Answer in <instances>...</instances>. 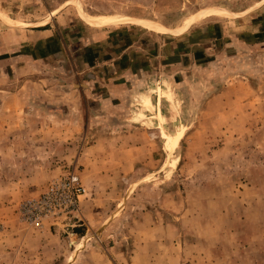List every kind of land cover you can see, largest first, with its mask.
Here are the masks:
<instances>
[{
    "label": "rangeland",
    "instance_id": "1",
    "mask_svg": "<svg viewBox=\"0 0 264 264\" xmlns=\"http://www.w3.org/2000/svg\"><path fill=\"white\" fill-rule=\"evenodd\" d=\"M50 24L65 56L26 31ZM88 29L131 33L172 64L105 128L91 101L51 111L103 73L76 51ZM73 170L78 215L21 218ZM0 264H264V0H0Z\"/></svg>",
    "mask_w": 264,
    "mask_h": 264
},
{
    "label": "crops",
    "instance_id": "2",
    "mask_svg": "<svg viewBox=\"0 0 264 264\" xmlns=\"http://www.w3.org/2000/svg\"><path fill=\"white\" fill-rule=\"evenodd\" d=\"M26 31L29 34L33 33L35 36V44L39 46L37 51L39 48H42L43 51L48 52V55L51 53L49 58H51V56H59L62 53L63 56L66 55L65 53L69 44L65 43V36H59L57 28L52 24L40 28L35 27L27 29ZM87 32L89 34L88 37L85 36L86 41L81 43L82 45L77 47L76 51H79L80 60L83 65L97 67L102 69L103 73L101 75H94V73H86L85 70H80V75L85 72V78L83 76L85 83H80V94L77 95L75 92H68L65 88V92L60 95L61 97H56L63 100L65 106H56L51 109V111L58 114H60L61 111H64L65 115H75L77 112L72 111V108L75 105L72 104V101H79L85 108H88L87 102L91 101V104L95 103L97 105V109L92 110L90 115L99 117L98 124H102L103 128H105L109 125L108 120L110 121L111 119L110 123H112V119H116L114 117L116 109L118 111L122 106H125L129 99L131 100L135 98V96L139 97L141 93H143V90L147 91L146 96L151 99L149 92L150 82L147 79L155 74L159 85H162L163 77L165 75L169 76V74L165 73L162 76L161 74L156 75V72L159 73L164 67V64H169V61L160 58L158 63L154 62L151 57H155V55H152V50H150V46H148L149 44H145L144 42L143 44H137V39H134V36L131 33L126 34L124 31H115L113 29L102 31H99L98 29H88ZM78 36L81 35L76 32L74 37L76 38ZM78 39L83 40L84 38L79 37ZM71 45L73 44H70V46ZM171 65L172 64H169V66ZM153 68H155V71H153ZM144 100L145 97L139 99L137 102L142 109L137 111L138 119L140 115L143 116V113L148 111V105ZM159 101L160 98L155 96V102L159 104ZM92 109H94V107H92ZM88 111L89 109L85 114L81 111L80 117L83 118L84 116H89ZM118 114L125 117V112L119 111ZM76 116L79 117L78 114ZM88 121L89 118H86L83 122H80L79 120V126H81V129L84 127L86 131L88 130ZM116 121L118 120L116 119ZM138 128L141 129L140 127ZM134 131H136V129ZM108 139L110 138L104 140L97 139L96 142L89 146V148L106 147L107 142H110Z\"/></svg>",
    "mask_w": 264,
    "mask_h": 264
},
{
    "label": "built area",
    "instance_id": "3",
    "mask_svg": "<svg viewBox=\"0 0 264 264\" xmlns=\"http://www.w3.org/2000/svg\"><path fill=\"white\" fill-rule=\"evenodd\" d=\"M86 187L77 171H68L50 181L37 197L26 199L21 207V218L43 227L51 218L71 217L79 212L81 197Z\"/></svg>",
    "mask_w": 264,
    "mask_h": 264
},
{
    "label": "bare ground",
    "instance_id": "4",
    "mask_svg": "<svg viewBox=\"0 0 264 264\" xmlns=\"http://www.w3.org/2000/svg\"><path fill=\"white\" fill-rule=\"evenodd\" d=\"M205 13H206V12H205ZM92 17H97L98 19H103V18H104L103 15H93ZM196 17H198V15H196ZM192 20H193V19H187V20L185 21L184 26L181 27V28H179V29H183V28H185V27L187 26V24H189V23L192 22ZM178 142H179V139H178ZM178 142H177V143H178Z\"/></svg>",
    "mask_w": 264,
    "mask_h": 264
}]
</instances>
